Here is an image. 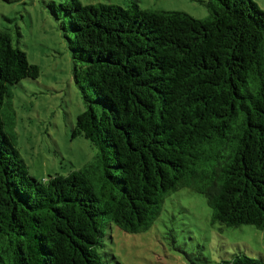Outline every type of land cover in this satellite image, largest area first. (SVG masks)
Here are the masks:
<instances>
[{
	"label": "trees",
	"instance_id": "obj_1",
	"mask_svg": "<svg viewBox=\"0 0 264 264\" xmlns=\"http://www.w3.org/2000/svg\"><path fill=\"white\" fill-rule=\"evenodd\" d=\"M199 2L205 19L135 1L43 2L86 106L72 135L99 150L46 182L29 175L14 113H2L39 69L0 30V264H111L108 230L148 231L182 189L205 199L213 223L264 230V12L253 0Z\"/></svg>",
	"mask_w": 264,
	"mask_h": 264
},
{
	"label": "rangeland",
	"instance_id": "obj_2",
	"mask_svg": "<svg viewBox=\"0 0 264 264\" xmlns=\"http://www.w3.org/2000/svg\"><path fill=\"white\" fill-rule=\"evenodd\" d=\"M44 1L49 0H0V30L7 29L13 46L39 69L34 82L24 80L11 89L12 97L5 100L9 108L4 106L2 113H14V146L29 175L40 182L79 170L99 154L89 140L72 135L86 106L73 79L66 41ZM79 1L84 6L124 8L135 1L142 10L178 11L196 19L209 15L200 0ZM253 1L264 12V0ZM211 216L201 195L182 189L165 200L148 231L127 234L113 225L105 250L111 264H223L236 255L264 262V230L250 225L226 227L213 223Z\"/></svg>",
	"mask_w": 264,
	"mask_h": 264
}]
</instances>
